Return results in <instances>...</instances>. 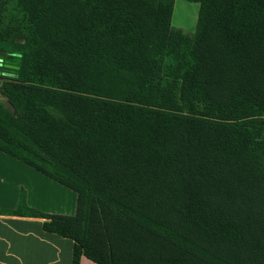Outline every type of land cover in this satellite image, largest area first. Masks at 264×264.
Here are the masks:
<instances>
[{
    "label": "trees",
    "instance_id": "trees-1",
    "mask_svg": "<svg viewBox=\"0 0 264 264\" xmlns=\"http://www.w3.org/2000/svg\"><path fill=\"white\" fill-rule=\"evenodd\" d=\"M186 1L191 34L174 0H0V152L76 194L31 213L70 264H264V0Z\"/></svg>",
    "mask_w": 264,
    "mask_h": 264
},
{
    "label": "crops",
    "instance_id": "crops-1",
    "mask_svg": "<svg viewBox=\"0 0 264 264\" xmlns=\"http://www.w3.org/2000/svg\"><path fill=\"white\" fill-rule=\"evenodd\" d=\"M24 192L25 208L12 215ZM76 194L0 152V264H70L73 242L42 230L31 213L73 216ZM80 264H95L81 257Z\"/></svg>",
    "mask_w": 264,
    "mask_h": 264
},
{
    "label": "rangeland",
    "instance_id": "rangeland-1",
    "mask_svg": "<svg viewBox=\"0 0 264 264\" xmlns=\"http://www.w3.org/2000/svg\"><path fill=\"white\" fill-rule=\"evenodd\" d=\"M198 5L196 3H189L186 0H174L173 11L171 17V26L182 30L186 34H191L196 25ZM20 42L22 40L19 39ZM18 56L14 53L11 46L7 43H0V64H16ZM0 73L13 74L11 70H2ZM2 80H0V83ZM0 101L4 98L0 95Z\"/></svg>",
    "mask_w": 264,
    "mask_h": 264
},
{
    "label": "water",
    "instance_id": "water-1",
    "mask_svg": "<svg viewBox=\"0 0 264 264\" xmlns=\"http://www.w3.org/2000/svg\"><path fill=\"white\" fill-rule=\"evenodd\" d=\"M17 42H20L19 40H17Z\"/></svg>",
    "mask_w": 264,
    "mask_h": 264
},
{
    "label": "flooded vegetation",
    "instance_id": "flooded-vegetation-1",
    "mask_svg": "<svg viewBox=\"0 0 264 264\" xmlns=\"http://www.w3.org/2000/svg\"><path fill=\"white\" fill-rule=\"evenodd\" d=\"M0 74H3V73H0Z\"/></svg>",
    "mask_w": 264,
    "mask_h": 264
}]
</instances>
